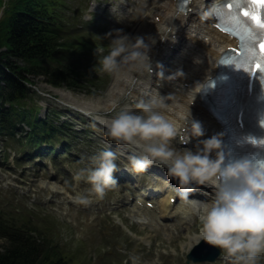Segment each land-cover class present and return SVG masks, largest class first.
I'll return each mask as SVG.
<instances>
[{
  "label": "clouds",
  "instance_id": "1",
  "mask_svg": "<svg viewBox=\"0 0 264 264\" xmlns=\"http://www.w3.org/2000/svg\"><path fill=\"white\" fill-rule=\"evenodd\" d=\"M6 7L7 0H3L0 16ZM101 39L110 41L107 52L99 57L103 70L127 73L133 81V71L152 70L149 52L155 41L151 38L146 42L144 37L133 38L123 29H115ZM159 75L163 78L162 71ZM134 107L139 110L123 107L105 120V135L128 150L125 167L130 165L134 172L154 164L164 167L188 205L185 217L201 221L198 241L219 249L230 264H264V164L246 157L226 162L218 134L198 139L194 148L175 146L180 129L160 94L140 100ZM188 115L184 144L193 137H204V129L192 118L190 107ZM117 160V150L103 147L90 157V164L75 173L76 178L85 179L92 191L103 195L117 182ZM201 185L212 188L211 198H190Z\"/></svg>",
  "mask_w": 264,
  "mask_h": 264
},
{
  "label": "trees",
  "instance_id": "2",
  "mask_svg": "<svg viewBox=\"0 0 264 264\" xmlns=\"http://www.w3.org/2000/svg\"><path fill=\"white\" fill-rule=\"evenodd\" d=\"M14 2L16 5L0 22V76L5 83L0 85V99L24 104L28 96L24 81H31L27 75L44 71L49 61L57 57L59 42L51 27L59 12L47 0H27L21 5ZM3 66L11 73L4 72ZM0 238L6 239L0 264H71L62 251L15 233L2 221Z\"/></svg>",
  "mask_w": 264,
  "mask_h": 264
},
{
  "label": "rangeland",
  "instance_id": "3",
  "mask_svg": "<svg viewBox=\"0 0 264 264\" xmlns=\"http://www.w3.org/2000/svg\"><path fill=\"white\" fill-rule=\"evenodd\" d=\"M160 9V8H159ZM125 32V31H124ZM155 45V44H153ZM152 46V45H150ZM137 72V71H136ZM139 72V71H138ZM142 73V74H141ZM145 70L140 71L139 75L140 77L144 76ZM118 78L117 73H115V76L113 80L110 83V86L105 89L104 91H95L93 89L90 90V93H86L85 91H77V90H69L67 88H59L54 89L50 85H48L45 82L44 76H36L34 79L37 82V89L45 93L51 92L53 96L57 97V100L49 98L45 94H41L38 92L39 96H35V99L37 100L35 103L34 101L29 100V105H39L42 106L41 108V116L44 117L48 111L49 108L52 107H59L62 110H67L66 107L61 105L58 100L64 102V104L68 105H81L85 108H91L92 110H97V115H93L94 118L99 119V121L103 119V122L105 123V120H107L109 117L115 114L116 111H119L121 108L126 107V100L125 93L127 94V91H116V79ZM124 83L121 84L120 88L124 87ZM95 89V88H94ZM60 92L58 94L56 91ZM58 101V102H57ZM74 103V104H73ZM48 106V109H47ZM111 106V107H110ZM115 106V107H114ZM110 107V108H109ZM118 109L116 110V108ZM80 110L83 108L77 106ZM94 125L91 126L93 128ZM0 147H2V143H0ZM27 162V161H26ZM0 163L3 166H7L9 169H12L14 167L13 164L6 163L5 161ZM37 166L38 165H34ZM10 181L8 179H5L2 183H0V208L3 209L4 207L7 209H13L15 206L26 209V213L30 212L32 213V210H30L32 201L30 198L26 196L28 193L29 186L26 184L22 187L21 190H18L16 193H7L5 190L7 188V184ZM45 205V204H44ZM4 208V209H5ZM48 211V209H45L44 212ZM52 217L55 218L54 214H52ZM196 223V222H195ZM55 231L56 233V239L59 240L61 247L65 250H69L72 252L77 258H79V262L81 261L83 264H118L119 262H122L124 260L123 256L117 257V262L115 259L111 256L109 251L105 252L101 246L99 245L101 239H104L103 231L107 230L106 226L108 225V222L104 221H97L95 225V232L90 235V237L86 236V232L84 235V240L82 241L81 238V232L78 228L75 227L76 230H78V235H75L71 228L66 224H61L59 221L55 224ZM194 223H191L190 225H186L182 228L181 231L178 229H175L171 231L170 233L173 235H165V239L162 240L161 245L168 246L167 248L171 251V255L169 257L161 256L158 258L157 261V254H160V249L155 248L158 246L152 245V249L149 250L146 248L143 243H139V241H136V245H141L142 248L139 250H144L146 252H150V256L144 255V256H136L139 261H141L142 264H145L147 261L149 262H160L161 259L165 260L166 263L164 264H184L183 259L180 257V253H178L175 245H171V242H176V240L180 241V238L182 237L185 241H188L189 237H193L196 233L199 232V229L195 228L196 231H191L193 229ZM195 240V239H194ZM154 243H157L160 241L159 238L153 239ZM183 242V241H182ZM65 246H64V245ZM3 242L0 240V250L2 249ZM138 254V250L135 249ZM125 255V254H123ZM131 255V254H128ZM142 255V253L140 254ZM134 257V258H136ZM135 264H138V261H134ZM223 264V263H220Z\"/></svg>",
  "mask_w": 264,
  "mask_h": 264
},
{
  "label": "snow or ice",
  "instance_id": "4",
  "mask_svg": "<svg viewBox=\"0 0 264 264\" xmlns=\"http://www.w3.org/2000/svg\"><path fill=\"white\" fill-rule=\"evenodd\" d=\"M227 7L232 11L228 17L229 27L225 30L240 38L243 53L237 59L236 67L252 76L259 73L261 82L264 83V0H247V4L243 0H229ZM261 123L264 124V119ZM256 143L264 145V140Z\"/></svg>",
  "mask_w": 264,
  "mask_h": 264
},
{
  "label": "bare ground",
  "instance_id": "5",
  "mask_svg": "<svg viewBox=\"0 0 264 264\" xmlns=\"http://www.w3.org/2000/svg\"><path fill=\"white\" fill-rule=\"evenodd\" d=\"M169 2L170 0H162V5L161 6L159 5L160 10H162V12H160V15L161 16L163 15L164 19L166 15L167 16L169 15L171 17L173 16L172 14H170V12L167 14L168 9H169ZM192 8L195 11V6H192ZM165 24L167 25V27L173 26V22H170V21L166 22ZM194 31L198 33L201 32L199 28H195ZM192 36L194 38V35ZM192 36H190V39ZM199 47L201 48L200 45ZM199 47H197V52L195 55V57L199 59L196 61L193 67H191V70L189 72L183 71V73L188 74V75L182 74V72L179 70L178 79L184 83H190L192 87L189 89H185L184 87H182V91L178 92L182 97L180 104L173 103L171 105L170 104L171 100L166 101L169 106V110L172 112L169 115L170 118H172L177 123V125L181 124L182 127L186 129L188 128L187 120L189 119V115H188L189 105L183 104V103L186 102L187 100L191 101L194 99V95L191 92V89H193V92H195L197 88L200 86V82L204 78H206L209 73H212L213 68H214L213 60L219 56V51L223 49L222 44L219 45V43L213 40V38L211 39L210 43L202 44L201 51L199 50ZM203 71L204 72L206 71V73L202 74ZM190 110H191L192 118L194 120L199 121L204 129V137L197 138L196 143L198 139H203L205 137H210L216 134L219 135L218 125L214 123V121L209 120L208 117L203 112H201L198 104H196L195 106H191ZM209 190L213 191L211 187H209ZM209 193H210L209 195L213 194L212 192H209ZM164 213H165V216L168 217L170 216L172 212L168 210V211H165Z\"/></svg>",
  "mask_w": 264,
  "mask_h": 264
},
{
  "label": "water",
  "instance_id": "6",
  "mask_svg": "<svg viewBox=\"0 0 264 264\" xmlns=\"http://www.w3.org/2000/svg\"><path fill=\"white\" fill-rule=\"evenodd\" d=\"M200 259H202V258H200Z\"/></svg>",
  "mask_w": 264,
  "mask_h": 264
}]
</instances>
